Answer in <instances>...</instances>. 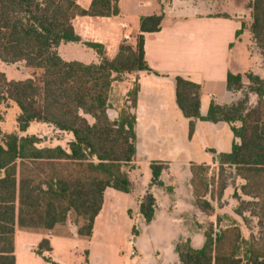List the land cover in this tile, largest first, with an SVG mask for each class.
I'll list each match as a JSON object with an SVG mask.
<instances>
[{"label": "trees", "instance_id": "1", "mask_svg": "<svg viewBox=\"0 0 264 264\" xmlns=\"http://www.w3.org/2000/svg\"><path fill=\"white\" fill-rule=\"evenodd\" d=\"M250 32L263 57L264 67V0H251ZM119 12L118 0H91L87 9L77 0H0V61L6 64L24 62L30 76L9 80L0 71V105L13 102L19 109L16 130L0 143V264H15V228L50 230L66 222L70 215L82 220L77 233L91 234L106 188L129 193L131 183L123 166L132 167L136 153L135 115L138 87L127 96L126 106L118 118L109 117V92L114 80L125 74L151 72L144 57V33L161 28L163 12L142 16L134 43L119 45L117 54L107 58L97 43L83 44L95 50L99 60L83 63L64 60L57 52L62 43L81 42L74 32L75 16H113ZM227 16V15H224ZM243 29L236 31L238 36ZM242 75L228 71L229 91L246 89L241 100L233 105L211 103L207 114L199 112L200 86L175 77V102L188 121V137L195 130L196 120L223 121L230 125L234 141L229 153H216L220 173L225 166L233 167L245 184L244 195L251 201H239L235 214L243 215L249 206L257 207L258 226L264 221V78L252 72ZM248 93L257 96L249 105ZM89 116L92 122L86 118ZM41 122L58 131L69 132L73 139L67 148L40 146L34 134L21 135L31 122ZM238 124V125H237ZM168 163L151 161L150 185L165 187L160 180ZM208 166L190 165L191 185L196 205L206 214L213 211L204 198L208 182L204 173ZM226 184L220 183L218 196ZM172 192V187H165ZM234 197L239 200L235 195ZM155 198L146 192L139 204L145 222L154 217ZM243 219L245 217H242ZM77 222V221H76ZM238 227L216 228L204 232V242L194 248L189 239L176 242L175 251L181 264H264V239L257 243L250 236L245 242ZM50 251L48 240H42L36 253ZM242 253V254H240ZM44 259L57 264L49 257Z\"/></svg>", "mask_w": 264, "mask_h": 264}, {"label": "crops", "instance_id": "2", "mask_svg": "<svg viewBox=\"0 0 264 264\" xmlns=\"http://www.w3.org/2000/svg\"><path fill=\"white\" fill-rule=\"evenodd\" d=\"M250 1L118 0L119 12L116 15H85L72 19V27L81 42L60 44L58 54L68 61L95 63L99 56L84 42L100 44L104 55L112 59L120 44L134 43L142 16L163 12L160 30L144 33V57L152 71L125 74L112 82L109 92L108 103L112 95L122 96L127 103L128 92L135 85L138 87L136 108L132 110L135 115L136 153L132 167L122 168L131 183V190L129 193L121 192L125 197L117 199L113 193H107L112 188H106L89 236L78 235L82 220L78 218L76 222L71 219L72 215L50 230L16 227L13 239L15 264H50L44 256L57 264H133L131 258L135 256L138 257L135 264H181L175 251L176 242L189 239L194 248L203 245L205 231L202 234L186 231L181 218L190 212L187 207L190 200L197 208L198 223L201 215L208 216L211 222L214 215V207L206 199L208 193L204 198L213 208L211 214L206 215L196 205L190 165L216 164L209 150L229 153L235 139L228 123L201 119L196 120L194 133L189 138L188 121L176 106L174 79L179 76L200 86L199 112L204 117L211 103L233 105L243 98L246 89H227L228 71L241 74L245 85L248 84L244 75L247 72L264 78L263 57L250 32ZM77 3L87 9L91 0H77ZM242 24V32L236 36ZM27 71V77L12 80L28 78V68ZM248 97L249 105H255L257 96L248 93ZM10 104L15 105L11 101ZM108 114L113 120L119 115L115 112V116H111L109 109ZM86 118L92 122L89 116ZM36 123L35 130L49 128L66 133L69 142L73 139L69 132ZM38 137L41 138L40 135ZM58 145L66 149L60 143L49 147ZM151 161L168 163L160 180L165 187H172V192L165 187L150 185ZM146 192H150L156 202L154 217L148 223L139 213V204ZM240 198L238 201L245 200ZM242 217H246L244 212ZM210 226L213 229V224ZM162 237L166 243L160 244ZM42 240H48L50 251L41 255L36 253V249ZM147 250L151 253L150 262H145Z\"/></svg>", "mask_w": 264, "mask_h": 264}, {"label": "rangeland", "instance_id": "3", "mask_svg": "<svg viewBox=\"0 0 264 264\" xmlns=\"http://www.w3.org/2000/svg\"><path fill=\"white\" fill-rule=\"evenodd\" d=\"M0 71H3L9 79H20V77L24 78L28 76L27 68L23 62L7 65L0 61ZM128 105L129 104L125 103V100L122 96L112 95L109 103V113L111 116H115V112L116 114L120 113V111H122ZM127 111L132 113L131 109H128ZM18 113V107L16 105L10 104V102H8V106L6 103L0 105V143H2V140L6 134L16 130L15 119ZM36 125H38V123L32 122L24 135L32 133L38 136L40 135V146H50L60 143L62 146L67 148L69 137L66 133L55 132V130H51L49 128L35 130L34 127H36ZM123 168L124 170L130 169L128 166H124ZM204 177L209 184V192L206 195V199H209L214 207L212 222L209 220L210 218L208 216L201 215V222L198 223L196 219L197 215L195 213V209L197 208L195 207L194 201L190 200V203L189 201L187 202V207L190 209V212H186L184 216L181 217L186 231L192 233L201 232L202 234L204 231H207L209 226L212 224L213 231L216 230L215 228L224 229L226 227H238L242 233V253L245 249L244 242L248 240L250 236H252L257 243H261V240L264 239V222L261 226H258V217L252 215L253 213H257L259 211L257 207H247V209L244 211L246 214L244 219L234 213L235 209L239 206V201L234 197V193L236 196L240 195V197L244 198V201H251L249 196H246L242 193L241 186L245 184V181L235 173L234 168L225 166L222 173H220L218 164H212L208 166L204 173ZM221 182H225L226 186L221 196H218ZM107 193H113L117 199L125 197L123 193L113 189H110ZM71 219L73 220V216ZM261 220L264 221L263 218ZM193 238L195 237L193 236ZM159 242L160 244H163L166 243V240L162 237ZM147 249L149 248L147 247ZM146 254L148 255L145 256V262H150V251L147 250ZM137 261L138 257L135 256L131 258V262L133 264H135Z\"/></svg>", "mask_w": 264, "mask_h": 264}]
</instances>
